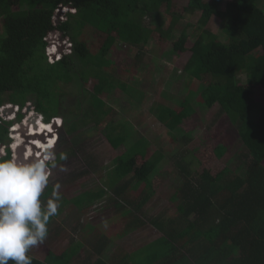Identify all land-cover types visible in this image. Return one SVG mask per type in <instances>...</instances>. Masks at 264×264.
I'll return each instance as SVG.
<instances>
[{"label": "trees", "instance_id": "1", "mask_svg": "<svg viewBox=\"0 0 264 264\" xmlns=\"http://www.w3.org/2000/svg\"><path fill=\"white\" fill-rule=\"evenodd\" d=\"M174 2L0 0V109L11 103L24 110L32 103L40 108L36 113L38 117L48 115L46 122L61 118L65 96L61 85L75 81L84 89L90 79L96 77L100 82L95 88L103 92L101 76L106 71L112 75L114 71L108 57L117 42L139 49L138 58L155 42L156 34H160L163 45L172 44L176 37V14L172 13L167 25L158 21L146 25V21H151L163 8L171 13ZM224 3L225 0H190L185 12L201 14L197 27L200 34L187 50L189 36L187 30L182 31L177 41H173L172 54L190 52V59L181 67L185 68L191 83L198 82V87L189 93V98L176 100L175 108L157 103L151 112L157 122L169 129L171 136L180 138L186 146L192 139L190 133L181 129L184 121L195 114L196 108L209 109L218 104L220 114L227 115L238 132L239 151L215 176L202 172L200 159L193 152L177 151L173 163L177 174L184 179L178 205L181 215L175 219L164 214L152 216L147 205L156 194L155 180L164 177L160 172L161 164L167 157L159 153L150 155L151 142L137 133L131 121L109 127L108 142L115 150L125 146V151L102 178L104 188L96 193L85 192L71 200L75 203L71 206L78 208L82 216L78 220L82 223L84 212L102 202L110 190L116 201L113 222L126 220V229L115 235L111 227L113 218L97 224L98 239L90 246L93 253L83 264H264V110L254 103L255 89L264 88V0H227L224 13L220 14ZM61 8L72 12L68 13L66 22L56 23L55 14ZM215 16L224 18L222 32L228 42L221 41L219 35L207 28ZM55 32L69 38L73 50L61 61L51 63L46 53V39ZM90 34L99 38L96 46L88 43ZM56 46L51 50L55 54ZM199 61L204 62L199 65ZM205 62L208 67L214 64V73L204 66ZM155 74L154 70L152 78L145 80L147 87ZM205 74H212L211 83H205L200 77ZM243 74L246 83L240 80ZM131 79L135 81L134 77ZM143 85L141 80L137 87ZM117 92L113 88L108 92L113 94L111 97L101 99L98 93L85 89L82 94L88 95L87 106L83 108L79 102L81 114L75 117L78 121L66 120L64 124L75 148L98 132L109 116L117 113L114 100ZM129 93L126 90L123 95L129 97ZM162 95L169 98L164 92ZM18 120H22V115ZM6 124H0V144L9 146L10 130ZM89 125L94 127L87 130ZM44 129L54 132L53 127L47 125ZM23 144H15L14 149ZM31 146L33 151L37 150L33 153L35 157L45 153L40 142ZM226 153L223 145L215 149L218 159L224 158ZM10 157L12 153L8 150L3 158ZM89 165L95 167L93 161ZM142 186L144 190L139 198L131 199L132 192H138ZM148 224L162 236L133 253L108 255L114 236L125 238L144 230ZM55 233H49L46 239L49 244L46 241L43 244L51 249L46 262L31 256L33 264H72L68 254L76 249L55 252L62 242L57 235L50 243Z\"/></svg>", "mask_w": 264, "mask_h": 264}, {"label": "rangeland", "instance_id": "2", "mask_svg": "<svg viewBox=\"0 0 264 264\" xmlns=\"http://www.w3.org/2000/svg\"><path fill=\"white\" fill-rule=\"evenodd\" d=\"M205 1L210 2L211 0ZM226 2L227 0H225V3L221 6L220 14L224 13ZM189 3L190 0H175L171 13L167 12L166 8H163L160 13H156L154 18H151V21H146V25H150L154 21H158L161 25H167L168 22L171 21L170 18L172 13L176 14L178 18L175 32L176 37L172 40L171 45H163L159 38L160 34H156L155 42L145 48L144 56L138 58L139 49L117 42L108 57L111 63L114 64V71L111 72L112 75L106 71L105 75L101 76L103 82L100 88H102L103 92L95 88L98 82H100V79L98 81L95 76L96 79L91 78L90 82L84 86V89H82L81 83L77 84L75 81L71 84L61 85V90L65 94L61 110L63 115L61 119L64 120V124H66V120L78 121L75 117L81 114L79 102H81L83 108L87 106L85 98L88 95L83 96L82 94L85 92V89L98 93L101 99H107L113 95L108 93L109 90L114 88L118 91L114 99L117 102L115 108L118 111L115 115L109 116L102 123L98 132L83 141L78 148L73 146L72 137L67 134L68 129L66 130L65 125H63L64 127L56 134L58 136V141H56V138L55 146L52 144V147L58 152L67 153L68 160L63 162L67 167V171H54L51 178V185L44 196L45 200L50 196L52 187L57 183L62 186V208L75 205L74 201L71 200L85 194V192L96 193L100 191L104 186L102 178L115 167V159L125 151V146L115 150L110 145L107 140L106 131L109 127L119 126L126 120L136 125L135 129L137 133L151 142V146L149 147L150 155L159 153L167 157L161 164L160 172L164 174V177L155 180V185L157 186L156 194L147 205L150 209L149 213L152 216H161L164 214L165 217L168 216L175 219L179 218L181 215L178 212V205H180L179 195L181 193V187H183L184 179L177 174L173 163V155H175L177 151L186 149L193 152L194 156L200 159L202 172L204 171L206 176H215L219 174L228 164V161L239 151L241 145L238 143V132L233 127L229 117L220 114V106L218 104L209 109H200L198 107L196 108L195 114L184 121L181 125V129L187 134L190 133V138L192 139L186 146L182 143L180 138L171 136V134H169V129L157 122L155 114L151 112V109L157 103L175 108L174 104L176 100L182 101L189 98V93L198 87V82L193 80L191 83V80L185 75V68L183 69V67H181L190 59V52L186 54H172L173 41H177L182 31L187 30L186 32L189 36L186 43L187 50L193 47L197 35L200 34V31L197 32V27L201 14L199 12L194 15L186 13L185 9L189 6ZM14 9L18 10V8ZM64 11L66 14L58 18L60 23L66 22L68 13L71 14L72 12H69V9H65ZM1 23L2 22H0V27ZM224 24L223 17L215 16L207 28L216 35H219L221 41L228 42L227 36L222 32ZM51 35H53L54 39H60L61 43L63 41H68L69 45L72 44L70 39L64 38L60 32H55ZM49 37L46 39L48 44L47 50L51 55H55L54 52H51L53 46H55L52 45L54 41L52 36ZM88 41L89 44L92 43L96 46L99 42V38L94 34H90ZM71 51V49L68 50L66 54H70ZM159 61H161V63H158ZM203 62L204 61H199L197 63L200 65ZM128 63L130 70H128L129 68L126 69ZM204 66L208 68L209 72L214 73L213 63L208 67L205 62ZM89 70L92 69L89 68ZM154 70L156 73L154 79L149 87H147L146 81L152 78ZM180 73L183 74L181 75ZM131 77H134L135 81L132 80ZM200 77H202L207 84L211 83L213 79L212 74L208 76L205 74ZM141 80L144 85L142 88H139L137 84H139ZM240 80L241 82H245L246 75H241ZM126 90L130 92L129 97L125 94L123 95ZM163 92L166 93L169 98L163 97ZM133 95L137 97L135 98ZM254 103L260 109L264 110V88L261 86L255 89ZM112 104H114V102H112ZM17 106V104L8 103L1 108L2 110L0 109V116H4V118L0 117L1 125L12 122L19 124V126L14 124V129L13 126L10 125V137L15 138L14 142L9 146L13 156H15V150L17 149H14V145L21 144L20 138L23 136L22 133L26 130V127H29L30 124L33 125L31 127H34V120L38 117L36 113L39 108L35 107L32 103H28L24 110H19L20 113H17ZM5 110H7V112ZM19 115H22L21 121L18 120ZM46 116L48 115L39 116L36 120L38 126H36L37 128H34L32 132H35V129L45 128V122L48 120ZM61 119L60 122H58L60 125L62 124ZM53 120L52 118V121ZM55 124L58 125L57 122ZM92 127L94 126H87V130ZM12 130L14 132H12ZM40 142L44 144L42 141ZM51 142H53V139L49 144ZM218 145H223L227 149V153L222 159H218L215 154V149ZM0 147V155L4 154L2 157L7 156L8 152L6 150L4 151L5 145L0 144ZM44 149H47V147H44ZM17 159L22 158L17 157ZM169 159L171 161H169ZM91 161L95 163L94 168L89 165ZM143 190L144 186H142L138 192H133L130 198L134 200L139 198ZM108 193V196H106L102 202L95 205L89 211L84 212L82 223L78 220V217H82L81 213L73 208V210L70 211L73 216L71 217L68 215L69 218L66 219L64 224L66 228L57 226L56 233L52 237L53 239H51L50 243L54 242L56 236L61 234L63 236L62 242L54 251L59 253L60 250L64 252L65 249H70L71 251L76 249L68 254V259H70L72 264H83L84 259L89 254L91 255L93 253L90 246L96 244L98 239L99 232L97 230V224L107 221L106 219L113 218L112 223L114 224H111V227L115 235L126 229V220L113 222L115 218L116 201H114L115 197L112 195V191L108 190ZM69 201H71V203H69ZM67 202L68 205H66ZM56 220V218H53L50 223L54 228L58 224ZM161 236L162 235L150 224H148V227L144 230L135 231L125 238L116 239V236H114V240L109 246L111 249L108 255L112 257L115 254L124 256L133 253L140 249V247L153 242ZM64 239L68 241H64ZM46 243L49 244V241L47 240ZM47 249L48 248L44 247L42 244L31 249L30 254L46 262V258L49 254ZM95 260L96 258L93 261Z\"/></svg>", "mask_w": 264, "mask_h": 264}, {"label": "clouds", "instance_id": "3", "mask_svg": "<svg viewBox=\"0 0 264 264\" xmlns=\"http://www.w3.org/2000/svg\"><path fill=\"white\" fill-rule=\"evenodd\" d=\"M70 11L72 10L69 9ZM63 13L66 14L65 11ZM66 44V49H59V46H56L57 53L53 56L58 58L55 62L61 61L65 56L72 54V51L70 54H66L68 47L73 50L72 44L69 45L68 41ZM46 53L50 60L49 55L51 53L47 48ZM17 107V113L19 110L22 111L20 106ZM0 117L4 118V116ZM38 118L36 117L34 120L35 128L38 126L36 121ZM60 119L54 118L53 121L51 119L50 122H45L46 125L53 127L54 132L44 135L43 140H41L44 144L53 137L55 139L56 134L64 127L63 119H61V125L58 123ZM56 122L58 125L55 124ZM14 124L16 122L8 124L9 130L10 125L13 126V129L15 128ZM16 125L19 126V124ZM31 126L33 125L30 124L29 127H26L24 134L26 137L31 135V130L29 131ZM12 132L14 131L12 130ZM10 139L12 144L15 138L10 137ZM34 139L39 142L37 140L39 137ZM35 141L29 140L28 143ZM56 141H58V138ZM53 143L55 142L53 141L48 145L43 157L39 160L32 159L33 153L37 150L33 151L26 143L23 144V147H18L15 150V156L12 154L10 158H3L2 155L4 154L0 155V264H10V261L12 264H33V258L29 255V252L31 249L45 243L49 236V226L52 219L57 217V226L65 228L66 225L64 224L66 219L69 218L68 215L73 216L70 211L65 210L66 207L62 208V186L59 183L52 187L50 196L46 200L44 199L51 185L54 171H67V167L63 162L68 160V155L53 149ZM9 146L5 145L4 151L8 152L10 150ZM20 148L24 149L20 150ZM29 154L32 156L30 159L27 157ZM17 157L22 159H17Z\"/></svg>", "mask_w": 264, "mask_h": 264}, {"label": "bare ground", "instance_id": "4", "mask_svg": "<svg viewBox=\"0 0 264 264\" xmlns=\"http://www.w3.org/2000/svg\"><path fill=\"white\" fill-rule=\"evenodd\" d=\"M35 128V126L34 127H31V128H29V131L31 130V135L29 136V137H26L24 134H25V131L22 133L23 134V136L20 138V143H27V146L28 147H31L32 148V146L31 145H33L34 144V142H30V143H28V141L29 140H34L35 141V139L34 138H37V137H39V139H37V140H39V142L41 141V140H43V138H44V135H48V132H51V133H53L52 132V130H46V129H42V128H40V129H35V132H32V130ZM49 137H51V136H49ZM25 138V139H24ZM57 138V136H55V139ZM55 139H54V137H53V141L55 142ZM49 142H50V139L48 140V142H46V144H43V147H48V144H49ZM41 143V142H40ZM41 145H42V143H41ZM53 146H55V143H53ZM45 150V149H44ZM44 155V154H43ZM29 159L32 157L31 156V154H29L28 156H27ZM43 157V156H42ZM42 157H35L34 155H33V157H32V159H36V160H39V159H41Z\"/></svg>", "mask_w": 264, "mask_h": 264}, {"label": "built area", "instance_id": "5", "mask_svg": "<svg viewBox=\"0 0 264 264\" xmlns=\"http://www.w3.org/2000/svg\"><path fill=\"white\" fill-rule=\"evenodd\" d=\"M63 10H65V9H63ZM62 15H64V13H60V10L58 12H56V14H55V22H59V19L58 18H60ZM50 36H52V38H53V35H50ZM53 41H54V43H56L55 45L59 46V49L60 48L61 49H63V48L66 49V46H67L66 42L67 41H63L61 43L60 39H56V38L53 39ZM64 44H66V45H64ZM63 45H64V47H63ZM70 49H71L70 47L67 48V50H70ZM49 56H50V61L52 63H54L56 61V58H58V57L55 58V56H53V55H49Z\"/></svg>", "mask_w": 264, "mask_h": 264}, {"label": "crops", "instance_id": "6", "mask_svg": "<svg viewBox=\"0 0 264 264\" xmlns=\"http://www.w3.org/2000/svg\"><path fill=\"white\" fill-rule=\"evenodd\" d=\"M133 193V192H132ZM132 195V194H131ZM73 208H75L76 210H77V208L76 207H74V206H68V207H66V211H72V209ZM115 211H116V207H115ZM54 218H57V217H54ZM66 228V227H65ZM56 229H57V225L55 226V228L53 227V226H49V233H55L56 232ZM138 232V231H137ZM54 234H52V236H53ZM63 236L60 234V239L62 238ZM55 239H57V238H55ZM64 241H68V240H65L64 239ZM63 241V242H64ZM51 249H47V252H49ZM61 253V250H60V252L58 253V254H60ZM29 255L30 256H32L31 254H30V252H29ZM41 260V259H40Z\"/></svg>", "mask_w": 264, "mask_h": 264}, {"label": "water", "instance_id": "7", "mask_svg": "<svg viewBox=\"0 0 264 264\" xmlns=\"http://www.w3.org/2000/svg\"><path fill=\"white\" fill-rule=\"evenodd\" d=\"M62 11H63V8L60 9V13H61ZM5 111L7 112V110H5ZM10 111H11V110H10ZM8 112H9V110H8ZM35 124H36V123H35Z\"/></svg>", "mask_w": 264, "mask_h": 264}, {"label": "snow or ice", "instance_id": "8", "mask_svg": "<svg viewBox=\"0 0 264 264\" xmlns=\"http://www.w3.org/2000/svg\"><path fill=\"white\" fill-rule=\"evenodd\" d=\"M50 130V129H49Z\"/></svg>", "mask_w": 264, "mask_h": 264}]
</instances>
